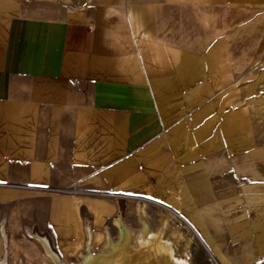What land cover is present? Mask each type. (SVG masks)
<instances>
[{
	"label": "crops",
	"instance_id": "1",
	"mask_svg": "<svg viewBox=\"0 0 264 264\" xmlns=\"http://www.w3.org/2000/svg\"><path fill=\"white\" fill-rule=\"evenodd\" d=\"M258 1L0 0V182L146 195L177 210L208 248L181 209L187 200L223 208L253 162L232 156L228 133L220 145V125L182 121L189 89L177 83L206 66L216 37L254 16ZM202 70L192 80H221ZM107 210L87 195L0 187V264L27 263L26 225L76 243L85 215L97 222Z\"/></svg>",
	"mask_w": 264,
	"mask_h": 264
},
{
	"label": "rangeland",
	"instance_id": "2",
	"mask_svg": "<svg viewBox=\"0 0 264 264\" xmlns=\"http://www.w3.org/2000/svg\"><path fill=\"white\" fill-rule=\"evenodd\" d=\"M253 14L237 19L234 27L221 32L215 39V51L205 59L206 66L194 67L189 72V82L177 83L189 89L188 113L182 121L188 125H220L221 134L230 135V145L235 149L232 156H250L248 162L250 159L253 162V177H237L235 194L224 196L223 208L199 210L195 208L196 200H187L185 205L189 208L181 209L204 237L218 264H264V249L259 248L255 231L262 226V217L256 212L258 207L264 208V201H251L264 197V0L254 3ZM201 68L206 74L213 69L220 71L221 80L204 83L192 80ZM201 91L203 97H196ZM228 125L230 130L226 129ZM221 136L223 146L226 141ZM257 171L261 177L255 176ZM199 190L194 189V194L200 193ZM87 196L107 202L108 212L103 218L96 222L85 215L83 240L76 243H61L50 229L26 225L23 234L28 239L31 256L26 264H56L40 240L46 235L50 238L49 248L62 264H76L88 250L97 252L102 248L107 239L119 240L121 230L131 231L129 244L139 246L137 237L143 223L149 233L159 234L154 241L171 246L175 258L186 259L187 264H215L189 227L166 208L138 199ZM176 201H180L178 196ZM205 210L214 216L213 223L203 215ZM0 245L4 252V241ZM236 249L239 258L234 253Z\"/></svg>",
	"mask_w": 264,
	"mask_h": 264
},
{
	"label": "bare ground",
	"instance_id": "3",
	"mask_svg": "<svg viewBox=\"0 0 264 264\" xmlns=\"http://www.w3.org/2000/svg\"><path fill=\"white\" fill-rule=\"evenodd\" d=\"M148 199L150 203L162 206L174 216L179 217L175 212L177 210L173 211L164 202L151 197H148ZM152 234L147 231L146 224L143 223V228L137 237L139 246L135 247L129 244L131 231L121 230L119 240L111 242L110 239H107L105 244L101 246L102 248L98 249L97 252L88 250L87 253L82 255L81 262L76 264H187L186 259L173 256L171 246L154 241L157 239L155 238L157 233ZM42 242L46 247V252L53 261L56 264H62L48 244L45 241Z\"/></svg>",
	"mask_w": 264,
	"mask_h": 264
},
{
	"label": "built area",
	"instance_id": "4",
	"mask_svg": "<svg viewBox=\"0 0 264 264\" xmlns=\"http://www.w3.org/2000/svg\"><path fill=\"white\" fill-rule=\"evenodd\" d=\"M0 187L11 188V189H20V190H28L35 192H43V193H54V194H86V195H94L99 197H114V198H131L138 199L149 202L148 197L136 194H127L113 191H94V190H82L77 188L76 186L66 187V188H58V187H50V186H38L33 184H22V183H11V182H0Z\"/></svg>",
	"mask_w": 264,
	"mask_h": 264
},
{
	"label": "water",
	"instance_id": "5",
	"mask_svg": "<svg viewBox=\"0 0 264 264\" xmlns=\"http://www.w3.org/2000/svg\"><path fill=\"white\" fill-rule=\"evenodd\" d=\"M183 221L186 223V225H188V227L194 232V234L196 235V237L199 239V241L204 245V247L206 248V250L208 251L210 257L213 259V261L215 262V264H218V262L216 261V259L214 258V256L211 254V252L209 251V249L205 246V244L203 243V241L201 240V238L198 236L197 232L194 230V228L189 224V222H187L184 218H182Z\"/></svg>",
	"mask_w": 264,
	"mask_h": 264
}]
</instances>
